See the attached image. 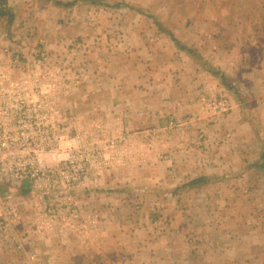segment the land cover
<instances>
[{
	"label": "crops",
	"instance_id": "crops-1",
	"mask_svg": "<svg viewBox=\"0 0 264 264\" xmlns=\"http://www.w3.org/2000/svg\"><path fill=\"white\" fill-rule=\"evenodd\" d=\"M246 9L239 15L247 20L220 26L195 12L193 26L203 32L195 33L196 52L178 49L157 31L137 37L143 26L133 23L125 28L133 36L118 43L111 56L98 58L97 52L105 53L101 40L92 46L91 59L75 60L66 78L77 80L65 82L66 100L81 80L84 97L95 89L98 98L91 106L106 105L104 116L126 133L125 143L160 138L167 144L143 147L133 154L134 168L124 171L140 189L161 190V202L153 204L165 209L164 217L155 219L145 201L147 232L130 233L122 242L119 233L109 231L106 239L102 213L108 209L114 223L115 208L102 205L96 208L103 230L95 246L89 245V234V241L71 237L59 245L52 235L21 233L20 211L6 244H0V264H74V257L90 255L97 264H264V19L258 25L251 19L258 8ZM221 95L232 109L214 117L209 101ZM66 105L72 107L71 98ZM89 119H83L86 125ZM170 120L171 136L160 134L165 129L170 134ZM193 180L198 182L188 185Z\"/></svg>",
	"mask_w": 264,
	"mask_h": 264
},
{
	"label": "rangeland",
	"instance_id": "rangeland-1",
	"mask_svg": "<svg viewBox=\"0 0 264 264\" xmlns=\"http://www.w3.org/2000/svg\"><path fill=\"white\" fill-rule=\"evenodd\" d=\"M5 1L14 21L7 27L4 18L0 19V72L4 74L0 77V106L14 103L17 95L25 92V102L40 104L37 115L42 120L31 133L29 128L16 125L3 128L10 141H6L5 149H0V186L5 189L0 193V202L7 195L16 205L17 213L24 214L25 220L18 227L21 233L52 235L59 245L71 237L89 241L86 239L89 234V245L95 246L96 234L103 230L99 218L102 214L106 239L109 231L119 233L122 242L130 233L137 237L147 232L143 224L147 222L148 226L150 222L144 220L143 211L147 207L142 208L143 202L151 203L148 209L155 219H161L165 209L153 201L160 203L162 192L140 189L124 171L134 168L136 161H131L136 152L167 144L160 138L152 143L141 142L140 138L125 143L126 133L105 118L106 105H101L102 109L97 102L91 106L94 97L98 98L95 89L86 88L93 95L84 97L81 80L74 85L77 91L70 92L66 100V91L70 90L65 82L77 80L66 78L67 69L75 68L71 65L76 59L78 62L84 56L91 59L92 46L101 40L105 53L97 52L98 58L111 56L118 43L133 36L129 28L125 29L133 23L143 26L137 37L157 31L169 40V35L178 42L179 38L184 39L180 44L196 52L195 33L199 28L193 26L195 12L198 17L215 18L220 26L226 21L246 19V14L239 13H246L247 7L258 8V16L251 19L260 25L264 19V0H98L112 6L107 8L85 1L68 8L54 3L74 0ZM214 2L217 6L211 7ZM251 57L256 58V54ZM70 98L72 107L66 105ZM87 117L90 119L86 125L83 119ZM166 130L160 134L171 136L173 129L169 128L170 134ZM21 132L27 141H21ZM111 170H115V176L109 173ZM102 205L115 208L114 223L108 209L96 215V208L99 211ZM9 235V230L0 231V244L5 245ZM120 240L117 246H121ZM105 247L110 248V243ZM75 258L74 264H97L93 255L82 260Z\"/></svg>",
	"mask_w": 264,
	"mask_h": 264
},
{
	"label": "built area",
	"instance_id": "built-area-1",
	"mask_svg": "<svg viewBox=\"0 0 264 264\" xmlns=\"http://www.w3.org/2000/svg\"><path fill=\"white\" fill-rule=\"evenodd\" d=\"M24 91V90H23ZM22 93V92H20ZM24 93V94H23ZM16 98L14 103L4 104V106H0V149H5L6 141H10L8 135L4 134L5 127L8 126H18L21 129L29 128L30 133L32 132V128L38 127L41 125L42 118H38L37 110L41 109L40 104H29L25 102L26 93L23 92ZM209 108L213 113V116H225L232 109L231 102L229 99L223 95L212 98L209 101ZM6 113H8L6 115ZM169 126L171 129L175 128L174 121H169ZM21 141L22 139L27 141L28 138L26 136H22L21 132ZM19 139V138H18ZM0 202V231H8L10 229V225L14 220H17L18 213L16 208L13 206L11 201L9 200V196H5L1 199Z\"/></svg>",
	"mask_w": 264,
	"mask_h": 264
},
{
	"label": "trees",
	"instance_id": "trees-1",
	"mask_svg": "<svg viewBox=\"0 0 264 264\" xmlns=\"http://www.w3.org/2000/svg\"><path fill=\"white\" fill-rule=\"evenodd\" d=\"M78 1H85V2H89L91 5H100V6H105L106 8L107 7H112V6H108L98 0H74V1H71V2H60V1H55V5L57 6H61V7H64V8H68V7H72L74 6ZM5 0H0V19H3L6 21V26L7 27H10L12 22L14 21L13 20V14H12V11L10 8H8L6 5H5ZM114 6H117V5H113ZM169 37L171 38L172 42L174 43V45L178 48V49H181V50H186L187 52H191V50H189L188 48H185V46L181 45L180 42H178L174 37H172L171 35H169ZM216 75L218 77H220L222 83L224 84V86L228 87L230 90H231V87L230 85L227 83L226 79H225V76L224 75H220L218 74L217 72H215ZM198 180H193L191 182L188 183V185L192 186L194 183H197ZM25 187H28L27 185L24 184ZM5 191L4 188H2L0 186V193H3Z\"/></svg>",
	"mask_w": 264,
	"mask_h": 264
}]
</instances>
